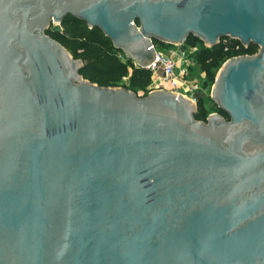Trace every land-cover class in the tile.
Wrapping results in <instances>:
<instances>
[{
    "label": "water",
    "instance_id": "1",
    "mask_svg": "<svg viewBox=\"0 0 264 264\" xmlns=\"http://www.w3.org/2000/svg\"><path fill=\"white\" fill-rule=\"evenodd\" d=\"M70 16L139 68L152 40L225 60L196 103L81 78ZM0 264H264V0H0Z\"/></svg>",
    "mask_w": 264,
    "mask_h": 264
},
{
    "label": "trees",
    "instance_id": "2",
    "mask_svg": "<svg viewBox=\"0 0 264 264\" xmlns=\"http://www.w3.org/2000/svg\"><path fill=\"white\" fill-rule=\"evenodd\" d=\"M60 27L62 32L67 35L50 32L49 30H46L44 34L60 44L73 60H79L83 63L82 68L79 70L82 79L100 87L124 88L133 92L136 96L139 92H142L139 97L147 95V87L151 81L150 72L125 59L122 53L114 49L111 42L97 28L87 29L82 21L70 16H65L62 19ZM184 45L190 49L198 46L195 53V62L205 77V83L210 86L215 71L225 60L237 56L253 55L257 52V47L252 44L244 48L237 41L226 37L220 38L218 44L211 48H205L197 38L188 36L184 41ZM152 46L157 49L169 47L154 40H152ZM120 57L123 59H120ZM124 79L127 80L126 85L123 83ZM198 93H201V90L196 93V111L192 116L195 121L204 122L211 111L207 112L202 101L197 98ZM207 99L211 103L212 112L227 120V116L218 110L209 98Z\"/></svg>",
    "mask_w": 264,
    "mask_h": 264
},
{
    "label": "built area",
    "instance_id": "3",
    "mask_svg": "<svg viewBox=\"0 0 264 264\" xmlns=\"http://www.w3.org/2000/svg\"><path fill=\"white\" fill-rule=\"evenodd\" d=\"M187 66L188 63L182 56L179 57L175 53L163 55L155 51L153 62L143 68L149 71L151 76L148 92L165 90L195 102L199 87L187 79Z\"/></svg>",
    "mask_w": 264,
    "mask_h": 264
},
{
    "label": "rangeland",
    "instance_id": "4",
    "mask_svg": "<svg viewBox=\"0 0 264 264\" xmlns=\"http://www.w3.org/2000/svg\"><path fill=\"white\" fill-rule=\"evenodd\" d=\"M225 42V41H224ZM155 51L159 54H163V55H168L171 53H175L176 54V50L177 47L174 46H169V47H163L161 49H157L155 48ZM198 50V46H196L195 48H188L187 46L184 45V51L182 53V57L183 59L188 63L187 66V79L195 82L197 84V86L199 87V90H201V93L197 94V98H199L203 105L205 106V109L207 110V112L213 113L211 110V103L208 101V95H209V89H210V85H207L205 83V77L204 75L200 72L199 67L197 66L196 62H195V53ZM120 59H123L120 57ZM217 71V70H216ZM215 71V73H216ZM124 85L127 84V80L124 79L123 80ZM138 97L142 95V92H139Z\"/></svg>",
    "mask_w": 264,
    "mask_h": 264
}]
</instances>
